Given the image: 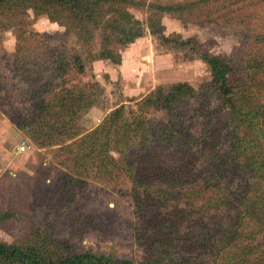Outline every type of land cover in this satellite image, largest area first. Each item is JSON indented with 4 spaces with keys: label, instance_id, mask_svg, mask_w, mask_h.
I'll use <instances>...</instances> for the list:
<instances>
[{
    "label": "trees",
    "instance_id": "trees-1",
    "mask_svg": "<svg viewBox=\"0 0 264 264\" xmlns=\"http://www.w3.org/2000/svg\"><path fill=\"white\" fill-rule=\"evenodd\" d=\"M244 1L196 0L149 6L151 34L164 41L168 40L161 22L165 14H175L200 26L249 22L242 37L248 40L253 57L243 64L224 56L201 55L210 67L212 81L199 90L188 83L161 86L137 103L139 115L132 121L121 105L107 115L101 126L86 134L75 127V115L95 106L103 96L102 89L86 92L80 88L73 93L76 91L62 87L49 104L39 103L41 111L29 132L37 141L60 136L66 144L62 150L69 155L62 164L79 176L78 181L91 175L107 181L123 173L133 182L136 214L144 222L138 227L146 254L141 264H209L205 256L211 254L210 247L221 242L224 248L212 253L216 259L220 256L221 264H264V33L253 32L257 2ZM130 4L132 0H0V14L10 20L9 28L14 29L25 25L29 10L36 16L46 15L51 22L65 27L67 34L76 33L84 46H99L97 53L89 54L91 61L120 65L122 51L144 36L142 22L128 10ZM194 40L182 41V45ZM59 48L47 57L54 73L66 75L74 68L82 72V61ZM43 62L42 57V68ZM35 76L38 81L49 78L48 74H39V68ZM193 99L206 122L207 129L200 137L188 134L186 127L178 128L174 122L184 116L183 105ZM215 100H222V108L229 109L224 142L229 144L230 153L225 156L211 149L221 143L216 135L222 128L219 113L211 110ZM153 110L167 112L172 127L146 124V118L141 116ZM129 114L136 115L133 110ZM57 126L63 129L59 131ZM138 138L143 142L139 143L137 157L132 158L128 153ZM149 140L153 146L146 143ZM193 151L196 160L209 164L205 173L197 169L192 175L196 160H187ZM198 152L202 156L197 157ZM235 179L240 182L237 186ZM241 239L248 243L240 245ZM0 264L135 263L93 250L79 251L71 242L37 235L25 244L0 243Z\"/></svg>",
    "mask_w": 264,
    "mask_h": 264
},
{
    "label": "rangeland",
    "instance_id": "rangeland-1",
    "mask_svg": "<svg viewBox=\"0 0 264 264\" xmlns=\"http://www.w3.org/2000/svg\"><path fill=\"white\" fill-rule=\"evenodd\" d=\"M191 1L196 0H132L134 5L130 4L128 10L142 22L144 36L122 51L120 65L103 60L91 61L89 54L97 53L99 46L87 43L84 46L76 33L67 34L65 27L51 22L46 15L36 16L29 10L25 25L14 29L9 28L10 20L0 14V243L25 244L37 235H48L62 242H71L79 251L93 250L135 264L145 261V248L138 235V227L144 222L136 214L131 194L133 182L123 173L119 177H109L107 181L99 180L95 175L78 181L79 176L62 164L69 155L62 150L66 144L61 142V137L50 136L37 141L29 129L41 111L39 105L49 104L62 87L75 90L73 93L80 88L86 92L91 89L104 91L95 106L75 115L78 116L75 127L86 134L101 126L107 115L121 105L125 106L127 118L132 121L139 115L137 103L161 86L188 83L196 90L206 86L212 81V73L200 58L203 54L247 63L253 56L247 47L249 42L242 34L249 22L200 26L185 22L175 14H165L161 22L168 40L151 34L149 6ZM249 1L257 2L254 9L258 16L252 20L253 32L264 33V0ZM5 23L7 28L3 26ZM190 40L194 41L182 45V41ZM58 48L65 53L68 50V56L74 59L79 58L84 65L83 71L74 68L66 75L54 73L47 57ZM42 57L43 68L39 63ZM47 66L49 70L45 71ZM38 68L39 74H48L49 78L36 80ZM250 96L251 91L248 92ZM222 103V100H215L211 106L212 112L218 111L217 119L222 127L220 134H216L221 143L218 146L215 143L211 149L225 156L230 153L229 144L224 142L228 135L226 124L229 125L230 121L226 123L229 109H223ZM132 110L136 115L129 114ZM182 111L184 116L174 119L176 126L186 127L192 136H202L207 128L204 129L206 122L197 100L184 104ZM50 117L49 120L53 118ZM141 117L146 118V124L149 122L157 128H164L167 124L172 127L171 118L162 110H153ZM57 128L59 131L63 129ZM150 140L146 143L150 144ZM23 141H27V150L19 154L18 147ZM134 141L128 153L132 158L137 157L142 140ZM190 153L192 157L187 163L196 157L195 151ZM111 154L119 158L117 153L111 151ZM200 156L202 154L198 152L197 157ZM195 163L192 175L197 169L204 172L210 168L203 161L196 160ZM234 183L237 186L239 179ZM247 243V240H240V245ZM219 248H224L222 242L210 247L211 254L205 256L206 263L221 264L220 256L216 259L213 255ZM220 254L223 255L224 251Z\"/></svg>",
    "mask_w": 264,
    "mask_h": 264
},
{
    "label": "built area",
    "instance_id": "built-area-1",
    "mask_svg": "<svg viewBox=\"0 0 264 264\" xmlns=\"http://www.w3.org/2000/svg\"><path fill=\"white\" fill-rule=\"evenodd\" d=\"M27 150V141L21 142L20 146L18 147V153L23 154Z\"/></svg>",
    "mask_w": 264,
    "mask_h": 264
}]
</instances>
